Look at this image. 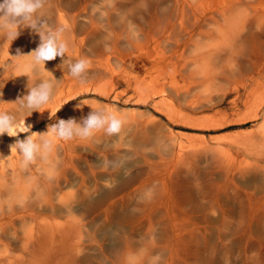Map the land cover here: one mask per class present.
Instances as JSON below:
<instances>
[{"label":"rangeland","instance_id":"rangeland-1","mask_svg":"<svg viewBox=\"0 0 264 264\" xmlns=\"http://www.w3.org/2000/svg\"><path fill=\"white\" fill-rule=\"evenodd\" d=\"M261 1L46 0L37 15L46 30L65 27L69 51L33 71L39 35L25 27L10 41L0 32L3 110L20 111L16 101L48 79L57 94L47 105L60 92L61 105L31 133L97 109L124 125L118 136L57 140L28 169L10 146L31 133L4 134L0 177L32 190L41 214L57 207L61 222L82 221L97 203L74 223L93 264H264ZM79 59L89 61L86 83L69 74ZM57 195L72 197L71 216Z\"/></svg>","mask_w":264,"mask_h":264},{"label":"clouds","instance_id":"clouds-1","mask_svg":"<svg viewBox=\"0 0 264 264\" xmlns=\"http://www.w3.org/2000/svg\"><path fill=\"white\" fill-rule=\"evenodd\" d=\"M45 4L46 0H0V32H4L8 40H16L21 34L18 29L25 27L30 28L40 37L39 46L29 54L32 55L29 67L33 71L41 65L44 66L46 61H52L58 56L63 58L69 51L67 42L62 39L65 27L61 26L54 31L46 30L45 22L37 15ZM105 49L106 51L111 50L108 45H105ZM23 56L25 55L17 49L15 57ZM68 69L72 77L79 79L81 83H86V74L89 69L87 59H79L74 63L68 61ZM54 88L55 81L48 79L29 88V94L16 101L19 110L30 114L34 111L40 112L39 110L52 99ZM82 106V104H78L76 107L81 108ZM123 125L124 120L116 114L104 109H97L79 122L74 118L59 119L55 124L49 125L45 133H31L32 126H26L25 120L22 124H18L14 115L0 111V136L7 134L10 137H18L19 133H31L24 140L17 138L16 142L10 146L11 150L15 149L22 157L21 167L24 169L35 164L38 157L47 160L53 152L57 140L70 141L76 137L89 139L100 131L105 132L108 136H118ZM34 134L39 137L38 140L33 138ZM103 166L108 168L117 165L115 161L105 160Z\"/></svg>","mask_w":264,"mask_h":264},{"label":"bare ground","instance_id":"bare-ground-1","mask_svg":"<svg viewBox=\"0 0 264 264\" xmlns=\"http://www.w3.org/2000/svg\"><path fill=\"white\" fill-rule=\"evenodd\" d=\"M259 6L262 8V10L260 9L262 15L259 16V21L263 23L264 2L261 1ZM24 63L25 61L22 59L20 64L23 66ZM17 72L21 75V78L24 79V75L21 71L17 70ZM262 77L264 78V73ZM0 93H2L1 90ZM54 94L56 95L57 93L53 92V95ZM54 102V104L57 103L56 107L46 105L39 110L40 112L34 111L30 114L26 111H12V114L16 117L17 121L23 116H26L24 119L26 126L31 125L33 121H35L33 124L42 122L45 118L52 115L54 109L61 105V92ZM0 111L11 114V112L3 110L1 103ZM10 164L13 166L16 165V163L13 164V161ZM5 167V164L0 166L2 173ZM7 179L8 183L2 176L0 177V264L94 263V260H85L86 257L90 256L81 257V253L84 249L80 241H75L79 239L78 235L80 230L77 223V226L74 227V223L76 221L80 223L84 221V214L88 213V215H90L89 213H93L97 203L93 202L84 208V214L81 215L80 219L82 221L76 218H70L65 222H61L58 217L60 216L59 212L56 211L57 207L51 206L50 214H41V212L33 206L38 201L33 199L37 196L33 197L32 190L13 188L12 183L14 179H11L9 174H7ZM8 184L10 186H8ZM56 184H60V179H56ZM48 187L50 196L48 197L47 203L51 201L50 197L55 194V187H51L50 185H48ZM38 193H40V191H36L37 195ZM91 194H88V196L90 195V199L92 196ZM41 196L43 195L41 194L39 197ZM57 197L60 198L61 203L67 208L66 211H68V215L72 214V197L67 195L60 197L57 195ZM107 197L108 195L104 196V199ZM89 201L91 202L92 200Z\"/></svg>","mask_w":264,"mask_h":264}]
</instances>
